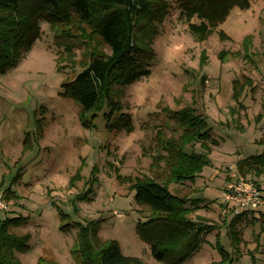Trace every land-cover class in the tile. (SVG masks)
I'll return each mask as SVG.
<instances>
[{"label": "rangeland", "instance_id": "1", "mask_svg": "<svg viewBox=\"0 0 264 264\" xmlns=\"http://www.w3.org/2000/svg\"><path fill=\"white\" fill-rule=\"evenodd\" d=\"M168 2L153 40L155 54L144 64L148 73L115 95L131 116L129 132L108 128L101 114L83 112L63 94L62 83L81 70L56 68L63 61L56 58L54 36L66 27L40 20L39 37L0 73V219L13 218L8 232L24 237L26 250L14 252L18 264H82L78 224L94 229L95 244L115 240L124 255L167 264L137 236L136 223L150 211L117 176L162 178L160 168H149L151 156L181 134L170 112L184 107L203 116L215 143L207 141L208 150L199 142L184 148L206 152L203 188L195 182L168 185L193 207L187 217L213 227L181 264H264V204L229 225L235 214L223 194L227 165L264 154V0L232 7L201 42ZM248 178L264 190V169ZM234 231L240 240L231 239Z\"/></svg>", "mask_w": 264, "mask_h": 264}, {"label": "trees", "instance_id": "2", "mask_svg": "<svg viewBox=\"0 0 264 264\" xmlns=\"http://www.w3.org/2000/svg\"><path fill=\"white\" fill-rule=\"evenodd\" d=\"M172 1L199 42L217 28L232 7L247 9L250 5V0ZM169 5L168 0H0V73L14 66L39 37L40 20L52 28L66 27L54 36L56 58L63 61L56 68L76 65L81 70L62 83L63 94L77 100L83 112L101 114L108 128L129 132L133 129L131 116L115 95L119 87L148 73L144 64L155 54L153 40ZM219 34L227 38L224 32ZM170 117L181 127V134L170 138L164 153L152 155L149 164L151 170L160 168L162 178L117 176V180L127 182L134 201L150 211L148 218L136 223V234L148 245L151 256L167 264H181L196 252L203 235L213 227L200 226L187 217L193 207L186 205L187 198L170 192L168 185L192 184L208 163L206 152H186L185 146L199 142L208 150L206 142L215 140L203 116L190 107L171 111ZM236 167L246 177L258 175L264 169V154L239 159ZM3 196L8 198L9 193L3 191ZM245 213L235 215L229 225ZM263 217L264 212L259 218ZM12 221L0 219V264H18L14 252L27 248L24 237L8 232ZM78 227L82 264H145L136 256L122 254L115 240L95 244L94 229ZM231 239L240 240L237 231L231 232ZM220 256L224 259L228 254L223 251Z\"/></svg>", "mask_w": 264, "mask_h": 264}, {"label": "built area", "instance_id": "3", "mask_svg": "<svg viewBox=\"0 0 264 264\" xmlns=\"http://www.w3.org/2000/svg\"><path fill=\"white\" fill-rule=\"evenodd\" d=\"M228 182L223 191L227 202L232 203L231 212L238 215L242 212L257 211L261 204H264V190L261 189L252 179L240 173L236 165H227ZM0 208L5 204L0 196ZM117 217L122 214L114 212Z\"/></svg>", "mask_w": 264, "mask_h": 264}, {"label": "crops", "instance_id": "4", "mask_svg": "<svg viewBox=\"0 0 264 264\" xmlns=\"http://www.w3.org/2000/svg\"><path fill=\"white\" fill-rule=\"evenodd\" d=\"M240 158H238V160H239ZM237 162V161H236ZM210 163H212L211 161H210ZM235 165H236V163H235ZM227 167V166H226ZM226 167H225V179H226V181H228V173H227V170H226ZM194 182H195V184L197 185V184H199V189L200 188H203L202 187V185H201V183H203L204 184V182L206 183V180H204V176H203V174H199L196 178H195V180H194ZM193 182V183H194ZM192 183V184H193ZM194 184V185H195ZM194 185H192V187H194ZM198 186V185H197Z\"/></svg>", "mask_w": 264, "mask_h": 264}]
</instances>
